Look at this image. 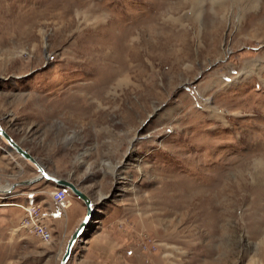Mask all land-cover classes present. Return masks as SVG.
I'll use <instances>...</instances> for the list:
<instances>
[{
  "label": "rangeland",
  "instance_id": "rangeland-1",
  "mask_svg": "<svg viewBox=\"0 0 264 264\" xmlns=\"http://www.w3.org/2000/svg\"><path fill=\"white\" fill-rule=\"evenodd\" d=\"M0 124L96 203L68 264H264V0H0ZM0 197V264H59Z\"/></svg>",
  "mask_w": 264,
  "mask_h": 264
},
{
  "label": "crops",
  "instance_id": "crops-1",
  "mask_svg": "<svg viewBox=\"0 0 264 264\" xmlns=\"http://www.w3.org/2000/svg\"><path fill=\"white\" fill-rule=\"evenodd\" d=\"M1 152L3 154H6L2 150ZM13 159L16 161L15 158ZM34 175L36 174L30 173V175H28V178ZM59 177H62V176H59ZM22 178H26V177H24L23 175L21 176V179ZM42 180L43 181H38L39 183L37 182V184L35 183L36 185L21 186L17 188L13 187L15 185L14 182L8 183L5 186L1 187L0 195H5L7 198L6 199L7 201H20L21 203H24V204H32V203L40 204L41 203L40 205L42 207V211L44 214V221L47 222L49 229L52 232V239L46 244H51L53 247H58L56 251H54V253L57 255L59 252H61L62 246L63 245L65 246V243L68 237L70 236V234L72 233V231L76 229V227L79 225V223L85 216L87 207L83 203V201H81L75 196H72V194L69 193V197H68L70 198L69 206L63 209L50 196V192L59 187L55 186L53 181H48L45 179H42ZM10 189L12 190V192H10ZM46 194L49 196H47ZM0 200H2L1 197H0ZM11 203H14V202H9V204H6V205H9L8 207L0 208V212H7L6 214L4 213L0 214V233H2L3 228L8 223L11 222L13 223V225H15L14 223L16 221L19 222L18 218L20 217H17L16 219V215H15L14 209H16V207L14 205H11ZM11 230H12L11 232L13 233L15 232L16 234H18L19 229L17 227L14 226L11 228ZM15 233L14 235L11 236V238H14L15 236H17L15 235ZM0 238H1V235H0Z\"/></svg>",
  "mask_w": 264,
  "mask_h": 264
},
{
  "label": "water",
  "instance_id": "water-1",
  "mask_svg": "<svg viewBox=\"0 0 264 264\" xmlns=\"http://www.w3.org/2000/svg\"><path fill=\"white\" fill-rule=\"evenodd\" d=\"M0 139L4 140L7 144V149L2 148V150L9 154L12 152H16L20 154L24 159L29 161L31 164H33L37 170V175L31 179H28L26 181H23L22 183H34L37 180L45 179L48 181H53L55 186L60 188H67L69 189L73 196L79 198L87 207L86 214L82 221L79 223L78 227L74 230V232L71 234L66 250L63 254V257L60 260V264H67L70 257L75 252V246L76 243L79 241V239L84 234L85 230L87 229L91 218L94 214V209L96 207V203L92 201V199L73 181H71L69 178H55L53 175L50 174L48 170L45 169V167L37 160L35 156H33L27 149L22 147L0 124Z\"/></svg>",
  "mask_w": 264,
  "mask_h": 264
},
{
  "label": "built area",
  "instance_id": "built-area-1",
  "mask_svg": "<svg viewBox=\"0 0 264 264\" xmlns=\"http://www.w3.org/2000/svg\"><path fill=\"white\" fill-rule=\"evenodd\" d=\"M52 193V198L59 206L63 209L68 207L69 193L66 189L57 188ZM21 208L27 212L26 217L22 221L23 226L26 228L30 227L42 241L49 242L52 239V232L41 219L40 204H25L24 207Z\"/></svg>",
  "mask_w": 264,
  "mask_h": 264
},
{
  "label": "bare ground",
  "instance_id": "bare-ground-1",
  "mask_svg": "<svg viewBox=\"0 0 264 264\" xmlns=\"http://www.w3.org/2000/svg\"><path fill=\"white\" fill-rule=\"evenodd\" d=\"M20 155V154H19ZM21 156V155H20ZM22 157V156H21ZM23 158V157H22ZM51 174V173H50ZM51 175H53L55 178H61V177H59V176H57V175H54V174H51ZM60 188V187H59ZM64 189H66L67 191H69V192H71L69 189H67V188H64ZM56 190V189H55ZM55 190H53V191H55ZM52 191V192H53ZM72 193V192H71ZM86 193V192H85ZM53 194V193H52ZM87 194V193H86ZM73 195V194H72ZM89 196V195H88ZM90 197V196H89ZM91 198V197H90ZM79 199V198H78ZM68 201H69V199H68ZM93 201V200H92ZM20 207H24V203L22 204H19V203H17ZM32 204H34V203H32ZM68 206H69V203H68ZM40 216H41V219H43L44 218V214H43V211H42V207H41V205H40ZM84 218V217H83ZM82 221V220H81ZM91 222V221H90ZM46 224V223H45ZM47 225V224H46ZM78 227V226H77ZM76 227V228H77ZM50 230V229H49ZM74 232V231H73ZM72 232V233H73ZM71 236V235H70ZM70 238V237H69ZM69 240V239H68ZM67 243H68V241H67ZM67 246V245H66ZM65 250H66V248H65ZM65 252V251H64ZM64 252H63V254H64ZM63 254H62V256H61V258L63 257ZM72 257V256H71ZM71 257H70V259H71ZM61 258H60V260H61ZM70 259H69V261H70ZM69 261L67 262V264L69 263ZM59 264H60V262H59Z\"/></svg>",
  "mask_w": 264,
  "mask_h": 264
}]
</instances>
